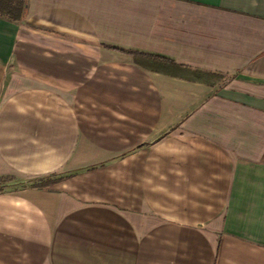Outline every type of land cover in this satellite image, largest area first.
Here are the masks:
<instances>
[{
	"label": "crops",
	"instance_id": "0c3cea01",
	"mask_svg": "<svg viewBox=\"0 0 264 264\" xmlns=\"http://www.w3.org/2000/svg\"><path fill=\"white\" fill-rule=\"evenodd\" d=\"M24 2L0 16V264H264V0Z\"/></svg>",
	"mask_w": 264,
	"mask_h": 264
},
{
	"label": "trees",
	"instance_id": "16d2710c",
	"mask_svg": "<svg viewBox=\"0 0 264 264\" xmlns=\"http://www.w3.org/2000/svg\"><path fill=\"white\" fill-rule=\"evenodd\" d=\"M24 5V0H0V16L7 17L8 19L14 21L20 20L22 18ZM128 53L132 55L136 63L149 67L152 70L167 71V69H172V73L175 75H181V72L192 71L194 74L193 77L188 78L200 80L203 76L208 79L212 77H218L217 75L210 72L190 70V68L177 64L173 60L163 56L134 51H128ZM206 78L203 80L207 81L208 79Z\"/></svg>",
	"mask_w": 264,
	"mask_h": 264
},
{
	"label": "rangeland",
	"instance_id": "374dc122",
	"mask_svg": "<svg viewBox=\"0 0 264 264\" xmlns=\"http://www.w3.org/2000/svg\"><path fill=\"white\" fill-rule=\"evenodd\" d=\"M219 78L218 79H221V78H223L222 76H218ZM225 79H221V82H223Z\"/></svg>",
	"mask_w": 264,
	"mask_h": 264
}]
</instances>
